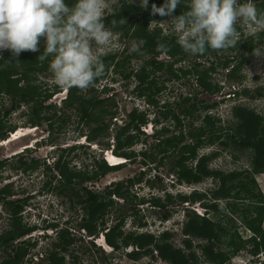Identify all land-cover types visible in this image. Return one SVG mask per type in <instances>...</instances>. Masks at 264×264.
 Returning a JSON list of instances; mask_svg holds the SVG:
<instances>
[{
	"label": "trees",
	"instance_id": "obj_1",
	"mask_svg": "<svg viewBox=\"0 0 264 264\" xmlns=\"http://www.w3.org/2000/svg\"><path fill=\"white\" fill-rule=\"evenodd\" d=\"M65 2L71 6L74 0H65ZM120 7L113 6L114 12L107 15L103 19V23L106 27L111 28L113 31L121 30L122 37L135 39V45L139 47V52H130L128 49L120 52V55H124L121 59L117 60V55L102 57L104 64V72L101 77H104L109 67H112V73L120 75L124 80H133L135 84L133 92L136 98L146 99L147 106L155 107L157 110L139 111V115H135V111L131 113V124L140 131L138 122H145V115L147 112H153L156 114L155 123L160 124L161 121L168 124L162 125L155 133L152 138L158 140L151 144L152 149L150 153L144 152L143 164L155 163V167L162 165L165 160H169L170 170L175 173L176 182L186 185H192L202 181L204 178H212L216 183L214 191L211 193V203L206 207L217 213L219 210L218 201H225V209L230 215L237 214L238 217L243 221L247 229L251 232V235L247 239H242V236H238L237 233H233V237L229 240L226 238L228 232L222 227V225L213 221L207 216H198L192 214L187 216L188 220L184 224L182 234L189 238H197L206 241V244L200 247L202 256L204 258L203 264H225L233 256L237 255V251L246 250L249 255L256 256L259 253L264 254V231L262 229L264 219V203L261 193L255 191L256 184L253 176L255 174L264 173V115L255 112L253 109L247 107H234L232 108V116L236 119V123L233 126L221 127L220 120L213 118L208 114L209 110L214 109L218 102L208 103L198 96L207 94L213 96L219 92L220 87L218 84L211 81V74L215 73L217 69H224V77L226 81H239L242 77L239 74L246 61L241 55L239 50L246 51V53L252 52L255 48L254 39H261L264 37V30H259L258 34L244 36V29L240 24H237L238 32V43L234 48L225 50H213L207 48L204 54L191 55L184 52L181 47L177 44V35L173 31L163 33L160 22H168L169 29L172 28V23L169 17H161L158 14H151V5L155 4L159 7L163 0H148L149 7L142 9L139 6V0H119ZM190 0H182V3L173 12V16L182 14L188 11V5ZM255 6L258 13L263 16L264 0L256 1ZM151 23H154V27L149 29ZM165 45L168 48L167 53L158 51L159 45ZM44 40L40 38L38 44L39 51H22L17 56L18 64L28 65V73L21 70V78L26 82V86H19V80L11 81L9 79L11 71L16 65L1 66L0 67V91H4L9 95L16 97L15 103L27 102L26 97L28 96L29 101L38 95L37 90L40 87L37 86V79L33 72L38 71L40 74L45 75L46 72L52 75L49 64L52 59L51 56L45 58L44 61L38 59L39 55L43 54ZM41 52V53H40ZM164 54L165 59H154ZM9 58V56L7 57ZM109 60V63L106 61ZM142 60V63L135 70L130 68L132 61ZM185 62H187L185 64ZM21 66V67H22ZM19 67V65H17ZM184 80L190 86H195L196 92L189 93L188 95H179L178 100L175 103H165L163 105H157L156 96L164 89V83L170 81ZM37 81V82H36ZM184 84V83H183ZM39 85V84H38ZM27 89V90H26ZM74 88H69V100L71 102L79 101V109L77 110L80 114V121L85 124L89 122L95 123V127L91 129L89 138L95 139L99 137L103 132L107 131L109 124L104 123V119L109 117L112 119L115 112H112L108 108L102 107V104L106 102L105 99H99L97 95L92 94L93 89L87 96H76ZM244 95H248L247 91L242 92ZM237 95V94H235ZM262 97L260 90L255 91V95L251 96L252 99H258ZM49 110L50 107H44L41 102L36 103V107H32L30 111L28 124L41 125V118L39 117L40 110ZM29 113V112H28ZM137 114V113H136ZM6 115V114H4ZM3 116L0 114V129L3 127L2 119ZM46 120H51V117ZM196 121H199V125H196ZM170 125H173V129L170 130ZM125 129L118 128L116 131V138L119 139L123 136ZM132 143V137H128L125 141H118L117 146L120 148L123 145H130ZM217 144L222 150H227L230 146L235 149H244L250 153L249 167L243 172L231 171L224 172L222 170H211L208 165L212 159L217 157L220 150L208 155L199 156V149L207 146ZM158 155L159 159L156 160L155 156ZM189 162H195L193 166H188ZM35 161L32 160L30 164L31 169L35 166ZM26 163H22L23 167ZM17 168V167H16ZM19 168V167H18ZM58 170L59 167L56 166ZM103 174L106 171L105 166H99ZM26 171L27 168H22ZM61 169H59L60 171ZM62 173V172H60ZM64 178L67 180L68 192L73 193L72 181L66 171L63 173ZM98 174L94 173V177ZM79 180L78 189H82L87 193V216L89 220L100 219L105 214L107 203H103L102 200L97 199V195L92 194L86 190L82 183L87 179V176L77 175ZM142 180L140 176L136 180H129V185L136 184ZM119 185L118 189L114 190L118 196L128 197L127 190L122 192ZM59 193L62 195L65 192V186L59 187ZM4 192V190H2ZM77 202H80L81 197L75 194ZM178 201L181 202H195L200 200L202 196L193 192L192 196H178ZM166 203L171 202L169 195L166 196ZM85 202V201H83ZM144 200L142 201V203ZM150 204L155 208H163L166 203H161L158 198H152ZM243 203V204H239ZM243 206V208H241ZM19 206H15L13 215L19 213ZM136 213H132L135 215ZM170 215L165 214L163 220L168 219ZM124 218V216H123ZM20 219L17 218L12 231L8 232L6 239L2 240V244L14 238H20L26 232H30V229L26 230L21 227ZM139 226H145L144 222H139ZM81 228H86L88 232L90 229L84 224H80ZM119 233L117 236L122 237ZM107 242L114 244L115 236L106 235ZM170 235L168 232H164L160 235V241H156L154 236L151 234H138L132 235L127 234L122 238L124 246L133 245L139 249L137 252L129 253L128 258L132 261H137L141 255H150L153 250H156L158 256L169 264H202L196 260L193 254H185L180 249H175L169 242ZM111 241V242H110ZM72 244L70 234L67 230H59L58 237L51 245V248L43 250L44 257H41L39 261H45L46 264H64L65 255L70 251L69 247ZM185 249L191 247L190 242L185 240L183 242ZM236 247L235 250H231V247ZM149 247H152L149 249ZM216 247V250L214 249ZM247 247V249H246ZM143 251H142V250ZM31 252L25 246L24 243H19L16 252L13 256H8L2 264H21L26 252ZM141 250V251H140ZM64 252V254H61ZM35 257L40 258L39 255L35 254ZM34 257V258H35ZM70 257L73 259L72 264H77L76 256L71 252ZM28 258V261L34 259ZM105 259V257H102ZM254 260L250 262L253 264ZM80 264V263H79ZM260 264H264V261Z\"/></svg>",
	"mask_w": 264,
	"mask_h": 264
},
{
	"label": "rangeland",
	"instance_id": "obj_2",
	"mask_svg": "<svg viewBox=\"0 0 264 264\" xmlns=\"http://www.w3.org/2000/svg\"><path fill=\"white\" fill-rule=\"evenodd\" d=\"M256 1L261 0H254V2ZM118 2L119 0H112L111 7L107 10L106 16L114 12V5H116L117 8L120 7V4ZM262 13L264 16V10ZM238 24H240L241 27L244 29V36L251 35L246 25L239 22ZM159 26L161 27L163 33L173 31L172 28L169 29L168 22L166 21L160 22ZM153 27L154 23H151L149 29H152ZM107 28L113 32L114 41L116 44V47L113 48L108 53V55L112 56L113 54H116V59L119 60L126 55V53L124 55H120L119 53L125 49H128L130 46H134L136 44L135 39L128 40L127 38H123L121 36L123 33L121 30L113 31L111 28ZM254 44H256L255 48L264 47V37H261V39H254ZM239 51L242 53L241 55L243 56V58L246 59L241 69V72L239 73L242 78L239 81H226L224 77V69H217L215 73L211 74V81L213 83L218 84V86L220 87L219 92L213 96H208L207 94H202L198 96L199 99H202L208 103L218 102V105L214 109L209 110L208 114H210L213 118L220 120L221 127L233 126L236 123V119L234 118V116H232L231 112L232 108L234 107H247L249 109L255 110V112L257 113L264 115V58H256L252 55V52L246 53V51L243 50ZM154 59L164 60L165 57L161 55L160 57ZM141 63L142 60H133L130 63L129 67L136 70ZM186 63L187 62H185V64ZM33 73L38 81H36V84L38 87H40L39 90L45 92H57L59 90L57 87H55L56 85L54 83V79H51V74H49V72H46L45 75H43V73L40 74L38 71ZM109 80L117 82L116 90L105 93L101 92V94H98L97 96L99 98H104L107 100L104 104H102V107L108 109L110 108L109 110L115 112L114 118L117 119V123L125 122L123 120L125 119L124 117L126 116L127 112L132 110L135 105L139 109V111L148 110L150 106L144 104V101L142 99H137L135 97L136 94H134L135 92H133L135 84L133 83L132 79H130V82L129 80L124 81L120 75L117 76L110 71V74L107 77V81ZM163 86L164 89L161 90V92L156 96L158 106L163 105L165 103L173 104L176 102V100H178L179 95L183 94L185 96L189 93L197 91L193 84L192 86H190L187 82H184V80L182 79L179 81L166 82ZM257 90H260L262 97L258 99H252L251 96H254L255 91ZM243 91H247L248 95H244L242 93ZM110 93L112 95H110ZM1 101L4 102L3 105H6L7 108V105H9L8 99L2 98ZM150 108L154 111L157 110L155 107ZM40 111L41 112L39 113V117L41 118V126L37 128L36 131H28L26 137L20 138L17 141L11 143L10 146H8L10 150H19L24 145L30 146L35 141L46 137L45 130L46 126L49 125V122H53L51 123L53 124L51 129L52 132H54L53 137L56 138V141L53 142L54 145L60 143L62 139L74 137L77 133V129L80 128L79 113L74 114L69 112L68 117L66 116L64 119L61 120L60 118L58 119V113L55 110ZM28 114H30V112ZM152 115H154L153 112L150 116ZM2 116L3 118L6 117V125L8 124V126H29L27 125L29 115H27L26 107L18 106L14 111L10 112L8 115ZM45 117H51V120L47 121ZM109 120H111V118L106 117L104 122H109ZM168 123L169 122H162L160 125H157L156 130H158L162 125H166ZM195 124L199 125V121H196ZM90 125L93 127V122H91ZM81 128V131L83 133H87L89 126H86L85 128L84 125H81ZM109 128H112L111 133L113 135L114 129H116L117 126L115 124H109ZM150 128L151 127H148L147 131L149 135L141 136V139H144V146L135 147L136 151L142 149L151 152L152 149L150 148V146L151 144H153V139L151 138L153 135V130ZM171 129H173V125H170V130ZM109 133L110 130H107L105 131V133H103V136H100L99 138L105 140V138L107 137L106 134ZM217 150L221 151V148L217 144L207 145L199 149L198 155H207ZM218 154L219 155L212 159L208 165L211 170H222L224 172H243L249 167L250 153L244 149L239 150L230 146L229 148H227V150H222ZM139 157L140 156L137 157V160H139ZM155 159L158 160L159 156L156 155ZM83 161H85L84 163H88V160L86 158H83ZM10 164L14 166L18 165L16 159H14ZM76 164L78 168L82 167V164L80 162L76 161ZM169 164V160H165L162 165H159L158 167H155V163H151V169L149 172L147 171L148 169L145 166H142L140 164L132 165L128 168L126 167L119 171L108 173L103 176L96 185L99 189H102L104 186L108 185L111 182L124 181L127 178L133 177L140 171H145V173L141 176L142 180L140 181V183L132 186V192L129 193L130 196H134L133 193L136 194L137 197L135 198L139 200H144L143 203L149 201L150 198H158L162 204L166 203L167 195H169L171 198L170 203H166L165 207L159 209L152 207L150 204H143V206L139 207L138 211H134V213H136L135 215H132L134 208L132 209L131 206L137 205L139 200H133L132 202H129V200V203H125V205L118 204V207L113 208L115 211L113 209L109 213L105 211L103 220L106 221L108 225H112L117 217L123 215L124 231L131 232L134 230L133 233L135 236L141 233L152 234L156 241H160V234L162 231L169 230L168 233L170 235V238L168 242L175 249H180L184 251L185 254H193L194 257H196V260L202 264L204 258L202 256V251L200 250V247L206 244V241L197 238L187 239V237L183 236L181 231L184 227V224L188 220L187 216H192V214L194 213L198 216H207L213 221L219 222L225 229V231L228 232L226 238H228L229 240L233 237V233L235 232L238 236H242V239H247L251 235V232L247 229V227L245 226L243 221L238 217L237 214L229 216L225 209V201H218L219 210L217 213H213V211L209 210L206 207V205L212 202L210 196L211 193L214 191V188L216 187L214 179L210 177L206 179L204 178L202 181L197 182L193 185H186L184 183L179 184L176 182L175 173L170 170ZM194 164L195 162H189L188 166H193ZM41 173L42 171L41 169H39L37 172L28 173V176L25 174L23 177H21L18 171H15L14 169L10 168V165H5V167L0 171L1 178L7 176L8 178L10 177V179H8V183L10 182L8 190L16 192L14 198H25L24 200H26L25 204L28 206V208L26 207L25 211L21 214V217L23 218V223H29V225L31 226L37 225L40 221L38 219V214H43V216L49 215L50 218L51 216L52 218H56L60 215L62 222L68 217H70L72 224L70 225V228H72L71 232H73V230L77 231L76 233L72 234L76 238L81 237L80 235H83V233L80 229L82 228L78 227L76 224L78 221H80L79 218L82 217L83 211L78 210V205L75 206L74 204H72V202L76 200V197L74 196L75 194L70 192L66 194L64 192L63 197L58 198L53 193H49L46 196L38 197L37 192L41 189L44 181L47 179ZM253 178L256 184L255 191H259L261 193L263 198L262 202L264 203V173L255 174ZM2 185L3 183L0 182V187ZM54 185L57 186L58 184L54 183ZM93 187L94 185L90 186L89 189H93ZM96 190L97 189H95V191ZM193 192L200 194V196H202L201 199L195 202L178 201V196L190 197L192 196ZM67 198H69V200H67ZM61 200H63L65 204L71 202L70 204L74 205L76 210L73 211L72 209H67L68 206L61 203ZM241 208H243V206H241ZM165 214L170 215L167 220L162 219ZM139 222H144L145 227L138 228ZM95 228L97 235H94V237H92V235L91 237L88 236L89 238L86 237L83 240L81 238L80 240L77 239L75 244L69 247L71 249V252L77 258L75 261L77 264H134V261L130 260L127 254V252L131 250L130 247L122 249L121 255L110 256V258H108L109 260H104L101 257L102 254L100 253H97L95 255L90 254L92 252L89 251V248H91V250H93L94 252V249H97V247L100 246V251H102L101 246L103 244L101 241L102 237L100 235V227L96 225ZM262 229L264 231V219ZM55 232L56 231L48 232L51 234V240L56 238L55 235L57 233ZM35 234L37 235L40 233L35 231L31 235H29V237H34ZM38 240L40 243H38V247L35 250L29 253L30 258L35 257V254L40 256V251L44 248H47V246L44 245L50 243L51 241L50 239L47 242L42 239ZM185 240H188L190 242L191 247L189 249H185V246L183 245V242ZM93 243L97 247H94ZM104 248L105 252L107 253L111 251L106 247ZM214 249L216 250V247ZM231 250L236 251V247H234L233 245V247H231ZM6 252L8 254L9 251L7 250ZM153 253L154 252L152 251L151 254ZM237 253L238 254L235 255L236 257L233 256L234 258H231L225 264H247L252 259V256L249 255L246 250H239L237 251ZM0 254V257L5 256L2 253ZM259 257L260 258L256 259L253 264H260L264 260V255L262 253L261 255H259ZM72 261L73 259L71 257L66 256L64 264H72ZM160 261L161 260H159L158 257L155 258L153 256V260H151L149 256L144 257L143 255H141V257L137 260V264H164ZM28 264H46V262L44 260L39 261V258L36 259L35 257L34 259L30 260V262L28 261Z\"/></svg>",
	"mask_w": 264,
	"mask_h": 264
},
{
	"label": "flooded vegetation",
	"instance_id": "obj_3",
	"mask_svg": "<svg viewBox=\"0 0 264 264\" xmlns=\"http://www.w3.org/2000/svg\"><path fill=\"white\" fill-rule=\"evenodd\" d=\"M9 56V58H7ZM105 56H108L105 55ZM17 56L12 55V53L9 50H4L0 52V64L1 61L3 60V64L1 66H6L7 65H16L15 68H13L12 73L9 75V79L11 81H15L17 79L21 78V70L23 72L28 73V65H20L18 64L17 61ZM19 58H21V55H19ZM106 63H109V60L106 61ZM19 65V67H17ZM22 66V67H21ZM0 70L2 71V67H0ZM110 71L112 72V67H109L107 74L104 77H98L92 85L89 86V88L81 90L76 87L74 88V92H76V96H87L90 94L91 90L93 89L92 94L98 95L101 94V92H112L113 90H116V85L117 82L109 80L107 81V77L110 74ZM118 76V75H117ZM51 79H53V75H51ZM124 80V79H123ZM126 81V80H124ZM19 86H26V82H24V79L19 80ZM28 88V86H26ZM57 87L59 90L57 92L54 91H41L37 90L36 93L38 95H35L34 98H37L38 100L36 101L35 99L33 101H29L28 103V96L26 97L27 102L23 103L20 102L19 104L15 103L16 97H13L9 95L8 93L4 91H0V114L1 115H8L10 112L14 111L18 106L20 107H26L27 110V115L28 111L30 112L32 110V107H36V103L41 102L44 107H50L49 110H55L58 114V119L60 118L61 120L64 119L66 116L68 117V113H79L77 110L79 109V101H74L71 102L69 100V88H60ZM100 88V89H99ZM99 89V90H98ZM27 90V89H26ZM41 94V95H40ZM110 95H112L110 93ZM108 96V95H107ZM2 98H7L9 101V105H3L4 102H2ZM99 98V97H98ZM99 99H104V98H99ZM140 99V98H138ZM106 100V99H105ZM107 101V100H106ZM144 104H147V98L143 99ZM149 106V105H148ZM45 108H42L41 110H44ZM136 110L135 115H139V109L136 107V105L127 112L126 116L123 119L125 122L123 123H117V119L114 118V115L109 122H104L106 124H115L117 126L116 129H114V134L112 135L111 130L112 128H109L107 130H110L109 134H106V138L101 139L99 138L100 136H103V132L99 137L95 139H90L89 134L92 128L95 127V123H93V127L89 124H85L84 122L80 121V128L77 129V133L74 137H70L67 139H62V141L56 145L53 144L54 141H56V138H54V132H52V126L53 122H49V125L46 126V137H43L39 139L38 141H35L33 144L30 146L24 145L21 149L19 150H10L8 146H10L11 143L17 141L20 139L22 136L27 135L28 131H36L37 128H39L41 125H32L28 124L29 126L26 127H11L6 125V117L2 118L3 122V127L0 129V171L5 167V165H10V168L14 169L15 171H18L19 175L23 177L25 174L28 176V173H34L37 172L39 169L42 171V175L47 178L41 189L37 192L38 197H43L48 195L49 193H53L56 195L58 198L63 197L64 191L62 195L59 193V187H64L65 186V193H68V187L66 184L67 180L63 176V172L66 171L67 174L70 176V181H72V186H73V194H77L81 197V201L77 202L76 199L75 201L72 202L75 206L78 205V210H82L83 214L82 217L79 218L80 221L77 222V226L80 227V224H84L87 228L90 229V232L87 231L86 228L80 229L83 233V235H80L81 237L76 238L72 233H76L77 231L73 230L71 232L72 228H70L72 225L71 224V218L68 217L66 220L63 222L61 221V217L56 218H51L49 215H44L43 214H38V219L40 220L37 225H29V223H23L22 221V213L25 211V208L28 206L25 204L26 200L23 198L21 199H15L16 192L8 190V187L10 185V182L8 183V179L10 177H0V182L3 183V185L0 187V253H2L5 256L0 257V264L8 258V256H13V254L17 250V246L19 243H24L25 246L28 249V244H29V249L31 251L35 250L38 247L39 240L42 239L45 242H47L49 239L51 240V234L48 233L49 231L53 232L56 231L57 233L55 236L56 238L58 237L59 230H67L68 233L70 234L72 244L74 245L76 240L80 238L83 240L86 237L89 238L94 237V235H97L96 233V225L100 227V232H101V237H102V251H100V246H96L93 243L94 247H97V249L91 250L89 248V251L92 252L90 254H97L100 253L102 254L101 257H105L104 260H109L110 256L114 255H121L122 249H126L130 247V251L128 253H133L139 251V249L133 245H127L124 246L122 243V238L126 236L127 234H132L134 235V231L127 232L124 231V218L123 215L117 217L114 220V223L112 225H108L106 221L103 220L104 215L100 219H94V220H89L86 210L87 202V193L83 191L82 189H78V183L79 180L77 179V175H82L84 173V177L87 176L89 179L85 180L82 183V186L91 192L92 194L97 195L98 200H102L103 203H107L106 206V212H110L113 208L118 207V204L120 205H125V203L132 202L133 200H139L136 199L137 197L136 194L133 193L134 196H130L129 193L132 192V186L135 185H129V180H136L140 176H142L144 172L140 171L136 175H134L131 178H127L124 181H114L109 183L108 185L104 186L102 189H99L96 185L100 179L105 176L108 173H112L115 171H119L124 168H128L129 166L132 165H142L145 166L148 170V172L151 169V165L143 164V153H150L147 150H135V147L137 146H144V139H141V136L144 135H149L148 127H151L150 129L153 130V134L155 133L157 129V125L155 123V113L154 115L150 116L152 112H147L145 115V122L140 123L138 122L137 125L140 128V131H138L133 124H131V113ZM117 113V112H116ZM134 114V113H133ZM5 115V116H6ZM114 118V119H113ZM105 120V119H104ZM113 120V122H112ZM50 121V120H47ZM111 122V123H110ZM59 124V123H58ZM81 125H84L85 128L86 126H89L88 132L83 133L81 131ZM125 129L124 134L122 137L119 139L116 138V131L118 128ZM76 131V128H75ZM20 137V138H19ZM128 137H132V143L130 145H123L122 147H118L117 143L118 141H125ZM152 138V137H151ZM153 143L158 142L157 139L152 138ZM49 143V144H48ZM7 152V153H6ZM139 157V160H137V157ZM83 158H86L88 160V163H84ZM14 159H16V162L18 163L17 166H14L10 164ZM32 160L35 161V164L33 163L32 166H35L34 168L31 169L30 164L32 163ZM77 162H80L82 164V167L78 168ZM22 163H26V165L22 166ZM12 165V166H11ZM56 166L61 169H56ZM99 166H105L107 169L105 173L103 174L102 170L99 169ZM17 167V168H16ZM19 167V168H18ZM22 168H27L26 171H23ZM62 172V173H60ZM97 176L94 177V173H97ZM54 183H57L58 185L55 186ZM140 182L136 183L139 184ZM54 185V186H53ZM94 185L93 189H89L90 186ZM119 185H122L123 187L121 189L122 192H126L125 189L127 190V194L129 195L128 197H121L118 196L116 193H114V190L118 189ZM95 189H97L95 191ZM99 189V190H98ZM4 190V192L2 191ZM21 192V191H19ZM75 192V193H74ZM71 193V192H70ZM76 196V195H74ZM67 197V196H66ZM152 198L149 199V201ZM69 200V198H67ZM130 200V201H129ZM61 200V203L65 204V202ZM85 201V202H83ZM129 201V202H128ZM143 200H139L137 205L131 206L132 209L134 208L133 211H138L139 207L143 206V204H150L149 201H146V203H142ZM190 202V201H187ZM51 203V202H50ZM69 203H66L65 205L68 206L67 209H72L75 211V206L71 205ZM151 205V204H150ZM19 206V213L16 215H13V210L14 207ZM152 206V205H151ZM50 207V206H48ZM153 207V206H152ZM36 209V208H34ZM114 210V209H113ZM115 211V210H114ZM19 218L21 222V227L28 230L30 229V232H26L24 235H22L20 238H14L5 243V245L2 244V240L6 239L8 236V232L12 231L14 228V224L16 222V219ZM99 221V222H98ZM139 225V224H138ZM81 228V227H80ZM142 228V227H138ZM37 231L40 234H35L34 237L32 238L31 235L33 232ZM119 233H121L122 237L117 236ZM143 234V233H141ZM99 235V237H100ZM106 235H112L115 236L114 238V244L108 243ZM89 236V237H88ZM56 238L51 240L50 243L45 244L44 246H47V248H51V245L54 241H56ZM91 240V239H90ZM89 240V241H90ZM111 242V241H110ZM70 245V246H71ZM110 249V252H105V248ZM46 248L42 249L40 251V258L44 257L45 254H43V250ZM70 249V248H69ZM9 251L8 254L6 251ZM142 250V249H141ZM140 250V251H141ZM143 251V250H142ZM12 253V254H11ZM31 253V252H30ZM71 249L69 252L66 253L65 256L70 257ZM61 254H64L62 252ZM1 255V254H0ZM95 257V256H94ZM28 258H30V255L28 254V250L26 252V255L22 261L21 264H28ZM34 258V257H33ZM37 259V257H36ZM134 264H137V261H134Z\"/></svg>",
	"mask_w": 264,
	"mask_h": 264
},
{
	"label": "clouds",
	"instance_id": "obj_4",
	"mask_svg": "<svg viewBox=\"0 0 264 264\" xmlns=\"http://www.w3.org/2000/svg\"><path fill=\"white\" fill-rule=\"evenodd\" d=\"M111 3L112 0H74L69 6L65 0H0V52L9 50L14 56L22 51L38 52L43 38L45 46L38 59L52 57L49 69L55 85L87 89L104 72L102 57L116 47L113 32L103 23ZM181 3L182 0H163L159 7L152 4L150 10L153 15L169 17L177 44L194 56L204 54L207 48L236 47L238 22L246 25L253 36L264 30V16L258 13L254 0H190L188 11L173 16ZM139 6L147 9L148 0H139ZM157 50L166 54L168 48L161 44ZM130 52H139V47L134 45ZM252 55L264 58V47H256ZM153 252L143 256L151 260L158 257L169 264L156 250ZM259 255L247 264L255 262Z\"/></svg>",
	"mask_w": 264,
	"mask_h": 264
},
{
	"label": "water",
	"instance_id": "obj_5",
	"mask_svg": "<svg viewBox=\"0 0 264 264\" xmlns=\"http://www.w3.org/2000/svg\"><path fill=\"white\" fill-rule=\"evenodd\" d=\"M164 56V54H162ZM165 57V56H164Z\"/></svg>",
	"mask_w": 264,
	"mask_h": 264
}]
</instances>
